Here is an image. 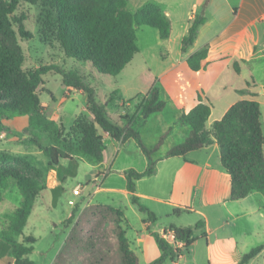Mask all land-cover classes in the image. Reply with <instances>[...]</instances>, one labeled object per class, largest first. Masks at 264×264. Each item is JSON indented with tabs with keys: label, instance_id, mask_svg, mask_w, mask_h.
<instances>
[{
	"label": "trees",
	"instance_id": "16d2710c",
	"mask_svg": "<svg viewBox=\"0 0 264 264\" xmlns=\"http://www.w3.org/2000/svg\"><path fill=\"white\" fill-rule=\"evenodd\" d=\"M20 2L35 4L38 8L36 22L45 38L54 40L64 57L86 61L98 72L117 75L138 52L136 26L147 25L157 29L159 37L168 38L170 21L166 13L155 3L145 2L135 11L127 9V0H0V101H4L1 115L4 118L28 115V126L41 138L31 139L48 158V168L56 177L47 180V175H12L22 198L14 213L9 216V227L0 230V263L35 264L28 255L33 250L35 237L24 234L23 229L32 211L34 201L42 190L49 188L51 202L55 205L63 191L61 183L65 176L60 161L68 159L75 166L76 160L63 138V128L49 119L44 113L37 92L43 82V75L54 71L61 75L64 86L81 90L86 94V109L90 119L76 121L72 126L81 134L80 151L89 160H103V137L99 129L114 141L135 140L146 157L147 164L142 171L128 168L123 171L126 189L131 203L146 213L144 223H153L155 214L139 202L135 194L137 179L155 172L156 159L153 153L162 145L167 131L159 136L156 143L148 148L140 133L134 127L137 122L146 121L151 113L161 112L166 103L159 95V87L153 85L139 103L140 117H127L124 125L111 121L105 106L95 97V90L84 77L75 70H65L55 63H39L34 68H24L25 56L17 40L31 38L32 33L25 29L24 14L13 12ZM12 21L18 25L12 29ZM205 18L196 15L181 38V50L186 52L193 45L198 29ZM207 46L194 51L186 58L192 71L199 70L207 56ZM118 90L111 92V99L117 97ZM211 112L209 103L198 101L188 111L182 112L177 121L190 128L188 136L171 146L162 157L184 155L191 150L217 143L220 163L230 179V199H239L252 191L264 193V132L261 125L260 104L254 99H241L231 104L224 114L207 123ZM1 117V116H0ZM0 128H4L0 124ZM19 157L0 153V188L8 186L10 175L2 164L16 161ZM28 165L31 161L24 160ZM56 178V179H55ZM61 182V183H60ZM179 208L174 213H180ZM70 228L52 264H138L139 257L130 247L126 236L125 216L120 208L105 203H92L82 209L72 211L68 219ZM194 225L170 224L164 231L171 230L175 239L188 249L194 241ZM153 236L160 255L151 264L166 258L176 262L181 255L179 248L173 247L160 233L149 231ZM114 237V249L110 250V236ZM264 249V243L245 252L237 264H246ZM264 260V253H263Z\"/></svg>",
	"mask_w": 264,
	"mask_h": 264
},
{
	"label": "rangeland",
	"instance_id": "374dc122",
	"mask_svg": "<svg viewBox=\"0 0 264 264\" xmlns=\"http://www.w3.org/2000/svg\"><path fill=\"white\" fill-rule=\"evenodd\" d=\"M148 1L155 2L164 12L168 11L171 25L170 34L168 38L162 39L159 37L157 29L147 25L136 26L138 52L117 75L100 73L89 62L64 57L54 40L41 35L36 22L38 8L35 4L20 2L13 14L17 16L24 14L26 16L23 21L24 27L32 33V37L28 39L17 35V40L25 56L23 67L34 68L39 63H55L65 70L77 71L94 88L96 99L99 103L104 104L107 117L111 121L124 125L129 120L127 117L132 116L138 119L140 117L139 103L153 85L159 87L160 98L166 103L163 110L151 113L144 122L134 124L143 143L148 148H151L159 136L167 131L162 145L153 153V157L156 158L183 140L188 134L184 133L181 128L183 126H180L176 119L178 103L185 101L184 106L187 107L193 103V98L194 105L199 100L211 104L214 95V108L210 119H217L222 109L229 103L235 102L237 96L241 95L247 98L264 95V88L259 84L264 80V51L255 50L250 55L252 61L245 60L246 65L242 63L243 61L234 60L229 66L219 69L218 72L222 73L219 79L210 73L192 71L185 61L183 62L184 54L188 50H196L201 45L203 38L200 36V39L186 52L181 50V38L186 32L187 16L191 12L192 0H127V9L133 12ZM218 6L224 10L222 8L224 6L221 7L220 4ZM216 11L218 9L213 4L212 12ZM11 23L12 29L17 32V23L14 21ZM202 35L204 36L205 33ZM219 52V50H214L211 53L212 59L215 58L214 62L220 63L217 59ZM245 52L246 50L242 49L239 54L244 55ZM237 67L238 73L235 71ZM221 86L225 91L220 90ZM115 89L118 90L117 97L111 99L110 94ZM37 92L40 102L44 106L45 115L62 126L65 144L69 146L76 164L73 166L68 159L60 161L65 179L62 183L60 182L63 191L55 205L51 202L52 195L49 188L41 191L34 201L32 211L23 229L24 234H32L35 237L32 244L33 250L28 257L35 264H52L70 228L68 219L72 211L80 210L92 203H106L123 211L125 216L123 226L126 228L130 247L138 255L139 264H147V260L157 251L152 240L146 238L147 230L143 225L146 213L131 203L129 194L126 192L125 177L120 173L128 168L138 171L145 168L147 160L140 147L132 138L124 142L114 141L107 133L99 129L104 144L103 160L96 162L87 159L80 151L81 134L79 130L75 128L72 131V126L76 121H87L91 117L86 109V94L81 90L64 86L61 75L54 71L43 75V82L38 86ZM3 105L5 102L0 101V124L4 126V128H0V153L16 155L19 158L1 165L10 177L8 186L0 188V230L9 227V216L14 213L22 198L12 175L27 174L39 177L46 174L49 182L51 177H56L55 172L48 168V158L43 150L31 141V139L42 141V139L29 128L28 115L4 118L1 115ZM260 110L264 131V105ZM211 159L216 161V154H213ZM24 160L31 161L33 165H28ZM171 179L172 169H165L156 178H142L138 182L137 190L166 199L170 196L172 189ZM76 187L80 188L78 196L72 193V189ZM100 187L101 189H99ZM108 187H113L115 190L106 191L105 189ZM138 196L139 202L155 214L156 219L152 223L155 229L167 226L170 218H175L177 222L184 225H193L198 220H203L198 212L184 208L188 205H183L181 207L183 209L179 208L181 209L180 213L176 214L174 213L176 207ZM239 223L241 221L238 222V225H240ZM238 225L236 223L231 226ZM202 230L199 228L193 230L195 238L193 242L199 241L195 242L194 248L184 249L177 246L178 244H173L180 247L181 250V255L176 260L177 264H211L205 252V244L202 242L204 238L200 235ZM162 231L163 229L160 235H162ZM137 236L149 241L145 249H143L142 243L137 242ZM166 237L173 243L171 236L167 235ZM109 241L112 251L115 242L112 235ZM256 258L258 264H264L261 256ZM221 262L236 264V259L234 260V256H232L230 260ZM157 264H174V261L166 258Z\"/></svg>",
	"mask_w": 264,
	"mask_h": 264
},
{
	"label": "crops",
	"instance_id": "0c3cea01",
	"mask_svg": "<svg viewBox=\"0 0 264 264\" xmlns=\"http://www.w3.org/2000/svg\"><path fill=\"white\" fill-rule=\"evenodd\" d=\"M191 2V12L187 16L186 31L190 21L196 15H202L205 18V22L200 25L193 44L202 36L201 45L196 50L204 46H207L208 50L206 58L202 61V68L196 72L210 73L219 79L222 75L221 71L220 73L218 72L219 69L229 66L234 60L243 61L242 63L246 65L245 60H249L248 62L252 61V58L250 60V55L255 50L264 51V0H192ZM213 4H215L218 11L212 12ZM219 4L221 7L224 6L222 7L224 10L219 8ZM165 13L168 17V11L165 10ZM202 33H205V35L203 36ZM242 49L246 50L244 55L239 54ZM214 50L220 51L217 56L220 63L214 62L215 58L212 59L211 57V53ZM228 50L230 51L227 52ZM194 51L188 50L184 54L183 62L185 61L186 63V58ZM235 71H238V67ZM259 84L264 88V80ZM223 89L221 86L220 90L225 91ZM207 91L210 90L207 89ZM237 97V100L254 99L258 101L260 109L264 105V95L247 98L239 95ZM213 98L214 95L210 104L211 112L214 108ZM192 101L194 103L193 98ZM184 103L185 101L178 103L179 109L176 119L182 112L188 111L194 106L192 103L186 107ZM233 103L225 106L217 119ZM210 115L207 120L208 124L216 120L210 119ZM180 126H183L181 128L184 133L189 134L190 128L187 125L180 124ZM165 152L155 158L156 164L153 174L137 179L135 194L140 195V197L164 202L176 208L188 205L184 208L198 212L203 218L201 220L202 225L199 227L200 230L203 229L200 235L204 238L202 242L205 244V252L211 264H223L222 260H230L232 256H234V260L236 259L237 264L245 252L256 245L264 243V193L252 191L242 198L230 199V179L228 173L221 166L220 151L217 143L188 151L184 155L162 157ZM213 154H216V161L211 159ZM169 168L172 169V189L169 197L162 199L153 194L141 193L137 190L138 182L142 178H156L160 172ZM123 171L120 172L122 175ZM104 176L106 177V175ZM105 190L112 192L115 189L108 187ZM126 192L128 193L127 189ZM196 201L198 202L196 203ZM239 221H241L240 225H238ZM236 223L239 227L231 226L232 224L236 225ZM170 224L184 225L177 222L175 218H170L169 224L159 229H155L152 223L143 224L147 230L146 238L152 240V244H155L153 246L157 251L154 256L147 260V264H151L160 255V250L149 231L160 233L162 229L169 227ZM147 239L137 236L136 240L142 243V247L145 249L147 243H149ZM195 242H192L188 249L194 248ZM263 253L264 249L247 263L258 264L256 257L261 256L263 259ZM174 264H177V262H174ZM232 264L234 263L232 262Z\"/></svg>",
	"mask_w": 264,
	"mask_h": 264
},
{
	"label": "built area",
	"instance_id": "2783aa9c",
	"mask_svg": "<svg viewBox=\"0 0 264 264\" xmlns=\"http://www.w3.org/2000/svg\"><path fill=\"white\" fill-rule=\"evenodd\" d=\"M72 193H73L75 196L80 195V188H79V187L73 188V189H72ZM161 234H162L161 236H162L165 240H167L171 245H173V244H178L177 246H180L181 248H184V243H183L182 241H179V240L175 239L174 234H173V232H172L171 230H168V231H164V230H163ZM167 235L171 236L173 243H171V241L168 240V237H166ZM177 246H174V245H173V247H175V248H180V247H177Z\"/></svg>",
	"mask_w": 264,
	"mask_h": 264
}]
</instances>
